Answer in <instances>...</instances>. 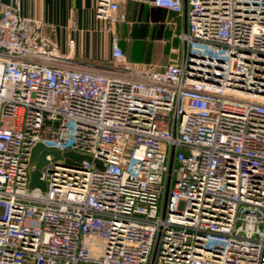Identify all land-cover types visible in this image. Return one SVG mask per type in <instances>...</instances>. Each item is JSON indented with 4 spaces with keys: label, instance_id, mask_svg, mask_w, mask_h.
I'll list each match as a JSON object with an SVG mask.
<instances>
[{
    "label": "built area",
    "instance_id": "built-area-1",
    "mask_svg": "<svg viewBox=\"0 0 264 264\" xmlns=\"http://www.w3.org/2000/svg\"><path fill=\"white\" fill-rule=\"evenodd\" d=\"M183 58L140 71L60 55L0 1V264H264V0H143ZM98 18L126 21L115 0ZM43 144L99 161L48 156Z\"/></svg>",
    "mask_w": 264,
    "mask_h": 264
},
{
    "label": "crops",
    "instance_id": "crops-1",
    "mask_svg": "<svg viewBox=\"0 0 264 264\" xmlns=\"http://www.w3.org/2000/svg\"><path fill=\"white\" fill-rule=\"evenodd\" d=\"M18 4L20 14L44 24V35L61 56L90 63L113 62L118 38L127 63L134 69L163 71L183 58L179 35L185 23L174 12L143 0H115L126 21L114 27L100 20V0H0Z\"/></svg>",
    "mask_w": 264,
    "mask_h": 264
},
{
    "label": "water",
    "instance_id": "water-1",
    "mask_svg": "<svg viewBox=\"0 0 264 264\" xmlns=\"http://www.w3.org/2000/svg\"><path fill=\"white\" fill-rule=\"evenodd\" d=\"M52 156L55 162L64 161L65 164L70 166H78L80 163L94 162L100 169H103L101 162L93 161L88 156H83L75 152L62 153L56 148L46 147L43 144H38L32 151L31 162L37 167V170L32 174L30 188H40L46 190V184L42 178V168L48 164L47 157Z\"/></svg>",
    "mask_w": 264,
    "mask_h": 264
}]
</instances>
